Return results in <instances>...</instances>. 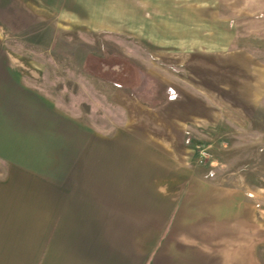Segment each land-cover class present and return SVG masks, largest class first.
Instances as JSON below:
<instances>
[{"label": "rangeland", "instance_id": "374dc122", "mask_svg": "<svg viewBox=\"0 0 264 264\" xmlns=\"http://www.w3.org/2000/svg\"><path fill=\"white\" fill-rule=\"evenodd\" d=\"M4 45L0 264L141 257L183 173L254 193L264 264V0H9Z\"/></svg>", "mask_w": 264, "mask_h": 264}, {"label": "crops", "instance_id": "0c3cea01", "mask_svg": "<svg viewBox=\"0 0 264 264\" xmlns=\"http://www.w3.org/2000/svg\"><path fill=\"white\" fill-rule=\"evenodd\" d=\"M0 2V33L9 37V0ZM2 47L0 71L9 69V63L1 61L9 50ZM222 178L210 182L178 174L172 189L150 196L149 213L144 212L149 217L143 216L149 225V250L138 254L141 257H126L119 250L111 260L103 246L102 264H255V246L263 238L254 193Z\"/></svg>", "mask_w": 264, "mask_h": 264}, {"label": "trees", "instance_id": "16d2710c", "mask_svg": "<svg viewBox=\"0 0 264 264\" xmlns=\"http://www.w3.org/2000/svg\"><path fill=\"white\" fill-rule=\"evenodd\" d=\"M101 258L102 257H82V260L85 261L86 264H92L94 261L102 264V259Z\"/></svg>", "mask_w": 264, "mask_h": 264}]
</instances>
